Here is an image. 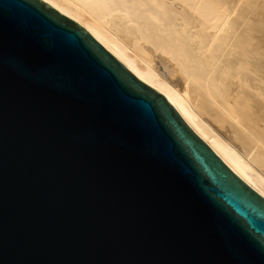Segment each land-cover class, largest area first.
Listing matches in <instances>:
<instances>
[{"label":"water","instance_id":"95a60500","mask_svg":"<svg viewBox=\"0 0 264 264\" xmlns=\"http://www.w3.org/2000/svg\"><path fill=\"white\" fill-rule=\"evenodd\" d=\"M0 264H264V196L87 27L0 0Z\"/></svg>","mask_w":264,"mask_h":264},{"label":"bare ground","instance_id":"6f19581e","mask_svg":"<svg viewBox=\"0 0 264 264\" xmlns=\"http://www.w3.org/2000/svg\"><path fill=\"white\" fill-rule=\"evenodd\" d=\"M40 1L87 27L264 196V0ZM152 58L176 69L178 86ZM201 114L222 120L223 134Z\"/></svg>","mask_w":264,"mask_h":264},{"label":"rangeland","instance_id":"374dc122","mask_svg":"<svg viewBox=\"0 0 264 264\" xmlns=\"http://www.w3.org/2000/svg\"><path fill=\"white\" fill-rule=\"evenodd\" d=\"M108 29L110 28L109 26L107 27ZM113 29V28H112ZM110 30V29H109ZM111 32H115V30H110ZM128 45H129V47H133V44H131V43H128ZM152 62H153V64H154V66L156 67V70L158 71V72H164L165 73V75L164 76H166V77H168V78H172L171 79V83H175L176 81H177V79L179 78V76L176 74V69H174L173 67H172V69L170 70H167L165 67H164V64L162 63V62H160L159 61V63H158V61H156V59H153L152 58ZM155 62H156V64H155ZM152 64V63H151ZM152 64V65H153ZM159 66V67H158ZM161 66V67H160ZM159 69V70H158ZM169 75H168V74ZM168 75V76H167ZM170 76V77H169ZM174 78V79H173ZM180 82H179V79H178V81H177V83H175L176 85L177 84H179ZM178 86V85H177ZM201 115H203V116H205V120L207 121V123H209V125H211L212 127H211V129H213L214 131L216 130L217 132H219V133H221V134H223L221 131H222V120H217L216 118H214V117H212V116H210V115H208V114H201Z\"/></svg>","mask_w":264,"mask_h":264}]
</instances>
